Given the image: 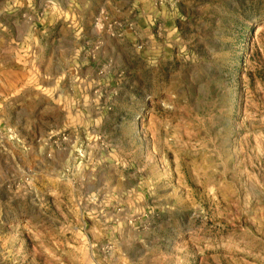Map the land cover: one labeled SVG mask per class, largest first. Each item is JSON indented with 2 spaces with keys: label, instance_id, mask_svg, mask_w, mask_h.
Listing matches in <instances>:
<instances>
[{
  "label": "rangeland",
  "instance_id": "374dc122",
  "mask_svg": "<svg viewBox=\"0 0 264 264\" xmlns=\"http://www.w3.org/2000/svg\"><path fill=\"white\" fill-rule=\"evenodd\" d=\"M0 264H264V0H0Z\"/></svg>",
  "mask_w": 264,
  "mask_h": 264
}]
</instances>
